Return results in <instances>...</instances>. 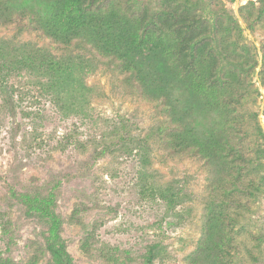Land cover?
Returning a JSON list of instances; mask_svg holds the SVG:
<instances>
[{
    "label": "rangeland",
    "instance_id": "1",
    "mask_svg": "<svg viewBox=\"0 0 264 264\" xmlns=\"http://www.w3.org/2000/svg\"><path fill=\"white\" fill-rule=\"evenodd\" d=\"M196 1L209 18L216 10L231 13L242 31L238 45L250 48L258 62L236 107L249 131L247 154L259 169L252 176L264 178L258 77L264 16L251 29L239 11L251 2L258 7L257 0ZM0 43L11 61L41 48L60 55L47 41L12 27L0 28ZM81 56L89 66L66 75L19 69L4 84L7 94H0V264H55L46 250L49 222L29 202L41 199L52 200L72 264H189L195 256L207 263L209 254L197 248L209 208L236 220L223 229L238 247L232 264H264V195L248 199V207L225 210L221 190L210 204V183L222 187L226 177L200 160L170 157L161 143L169 125L162 107L141 99L118 73ZM136 59L144 72L152 70L150 55ZM4 97L12 99V108ZM213 117L200 119V133L212 130Z\"/></svg>",
    "mask_w": 264,
    "mask_h": 264
},
{
    "label": "trees",
    "instance_id": "2",
    "mask_svg": "<svg viewBox=\"0 0 264 264\" xmlns=\"http://www.w3.org/2000/svg\"><path fill=\"white\" fill-rule=\"evenodd\" d=\"M240 9L249 28L264 16V0ZM12 27L47 41L60 55L34 49L8 60L0 43V94L17 70H38L58 76L76 67H88L81 55L118 73L146 102L162 107L167 117L162 145L170 156H188L226 177L222 187L209 185L210 204L222 190L225 210L248 207L247 201L264 195V178L248 156L249 135L238 111L258 62L251 49L238 45L241 28L231 13L216 10L209 18L196 0H0V28ZM75 53H81L73 58ZM150 55L154 66L143 71L137 57ZM264 89V44L258 72ZM12 108L10 98H3ZM186 112H182L181 110ZM213 115L212 130L200 133L204 116ZM195 121V126L191 122ZM256 130L261 133L259 125ZM178 196L169 197L174 203ZM220 200V201H221ZM49 222L46 250L55 264H72L60 237L61 223L52 200H34ZM209 208L207 229L197 249L207 263L195 256L189 264H232L237 250L232 235L223 232L236 220ZM218 230V231H216ZM86 239L81 249L86 248Z\"/></svg>",
    "mask_w": 264,
    "mask_h": 264
}]
</instances>
